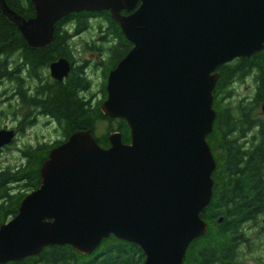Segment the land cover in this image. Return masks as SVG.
Segmentation results:
<instances>
[{
  "label": "water",
  "instance_id": "95a60500",
  "mask_svg": "<svg viewBox=\"0 0 264 264\" xmlns=\"http://www.w3.org/2000/svg\"><path fill=\"white\" fill-rule=\"evenodd\" d=\"M31 1L30 19L0 7L33 48L45 49L72 14L109 12L119 24L133 48L110 71L102 112L126 121L131 143L116 132L103 148L86 131L53 150L40 187L0 227V264L50 246L89 255L111 236L139 246L144 264H183L208 228L215 71L264 50V0ZM69 71L65 59L52 65L58 81ZM13 137L1 131L0 149Z\"/></svg>",
  "mask_w": 264,
  "mask_h": 264
},
{
  "label": "flooded vegetation",
  "instance_id": "af4514ba",
  "mask_svg": "<svg viewBox=\"0 0 264 264\" xmlns=\"http://www.w3.org/2000/svg\"><path fill=\"white\" fill-rule=\"evenodd\" d=\"M90 13L95 12L72 14L71 19L64 20L61 27L55 28L53 39L45 49L30 46L18 29L25 43L0 59V132L15 133L13 142L1 148L0 155L9 150L16 152L21 165L15 171H41L53 150L68 143L73 134L86 132V127L73 132L70 123L58 116L55 103L60 90L67 93L75 90L85 112L100 110L103 114L109 78L105 47L117 40H113L107 23L93 16L86 19L85 28L78 27L79 20L74 16L85 17ZM93 23L96 26L92 28ZM57 35L66 40V56L37 59V54L52 47ZM61 59L68 61L70 71L58 81L53 76L52 65ZM215 74L219 75L213 104L216 117L213 132L207 138L216 163L211 178L213 197L200 215L208 228L203 237L189 246L183 264H264V50L251 58L219 66ZM240 85L244 87L243 94L238 93ZM108 124L102 119L94 123L96 134L91 133L96 141L105 136L107 129L106 133L102 132ZM99 128L101 135L97 134ZM11 168H0V172ZM27 184L29 187H24ZM33 185L30 180L15 185V196L25 199L36 190L31 188ZM209 239L216 244L225 239L227 243L223 247L212 246ZM119 241L132 249L137 246ZM101 248L102 245L89 255L80 253L86 257V264L146 262L142 249L139 254L136 250L113 253ZM44 250L19 261L37 260Z\"/></svg>",
  "mask_w": 264,
  "mask_h": 264
},
{
  "label": "trees",
  "instance_id": "16d2710c",
  "mask_svg": "<svg viewBox=\"0 0 264 264\" xmlns=\"http://www.w3.org/2000/svg\"><path fill=\"white\" fill-rule=\"evenodd\" d=\"M9 8L20 15L25 19H30L35 17L36 9L31 0H5ZM3 11L0 7V59L3 54L12 53V50L17 49L23 43V39L21 38V34L18 30V26L13 23L11 20L7 18V16L3 15ZM124 14H127L126 12ZM88 16H83L82 14L76 17L79 22V26L81 29L86 27V19L89 16H93V18H98L100 21L107 23V26L111 28V32L113 40H117L116 43L112 45H107L106 48V66H108L107 75H109L110 71L116 68L118 63L125 58L127 54L130 52L131 48H133L132 44L125 38L119 24L111 17L109 12H95L94 15L87 14ZM95 16V17H94ZM73 15H69L68 17L62 19L56 24L55 28L61 27L63 21L66 19H71ZM66 40L64 37H59L52 42V47L47 49V52H42V54H37V59L44 60L46 58L52 59L53 55H62L66 56ZM260 57V56H259ZM36 59V60H37ZM70 93V92H69ZM66 91H59V95L56 98L55 108H57V114L60 118L66 119L70 126L74 129V131L79 130L82 127H86V131L90 130L96 134L94 123L98 120H106L108 122L107 133L105 136L98 137L97 141L100 147L107 148L109 147V133L119 132L122 134L123 141L126 144L131 143V134L130 129L126 121L121 119L119 120H109L107 117L105 118L100 110L96 113L90 112L89 110L84 111V106L80 103V100L76 98L75 90H73L70 94ZM72 132V131H71ZM41 163L39 162V168L41 167ZM40 171H31L27 170H19L15 171L13 169H6L5 171L0 172V227L7 223L10 219L17 216L18 211L20 209L21 203L24 199V196L18 197L15 196V192L13 191V187L17 184H24L27 180H30L33 186L31 188L38 189L41 185ZM34 180V181H33ZM24 187H29L27 184ZM210 245L216 246L219 244V247H223L226 245L227 240L222 239L217 242V244L209 239ZM221 243V244H220ZM101 251L106 252H125L127 250H136L139 254L142 252L137 246L135 249L131 247H126L122 245V243L111 236L109 239H105L101 244ZM42 256L39 257V261L35 259L12 262L9 264H39L42 261V264H86V257L82 254L75 251L70 246H53L45 249L42 252ZM37 263H36V261ZM144 263V262H143ZM139 264H142L139 263Z\"/></svg>",
  "mask_w": 264,
  "mask_h": 264
},
{
  "label": "rangeland",
  "instance_id": "374dc122",
  "mask_svg": "<svg viewBox=\"0 0 264 264\" xmlns=\"http://www.w3.org/2000/svg\"><path fill=\"white\" fill-rule=\"evenodd\" d=\"M95 26H96V24H94V23H93V25H91L92 28ZM94 33L95 34L97 33V29L94 30ZM93 36H94V34H93ZM87 56L90 57L89 54ZM93 79L95 80V82L98 80L96 75L93 77ZM238 88H239L238 93L243 94L244 93V87L242 85H240ZM107 127H108L107 125L106 126L104 125V130L102 133H106ZM102 133H101V129L99 128V131L97 134L101 135ZM18 165H21V158L16 154V152H14V150L6 151L2 155H0V168L4 169V168L10 166V167H12L11 169L15 170L14 168H16ZM12 219H10L9 221H11Z\"/></svg>",
  "mask_w": 264,
  "mask_h": 264
},
{
  "label": "bare ground",
  "instance_id": "6f19581e",
  "mask_svg": "<svg viewBox=\"0 0 264 264\" xmlns=\"http://www.w3.org/2000/svg\"><path fill=\"white\" fill-rule=\"evenodd\" d=\"M18 214H19V212H18ZM18 214H17V215H18ZM15 217H16V216H15ZM15 217H14V218H15ZM102 243H103V242H102Z\"/></svg>",
  "mask_w": 264,
  "mask_h": 264
}]
</instances>
